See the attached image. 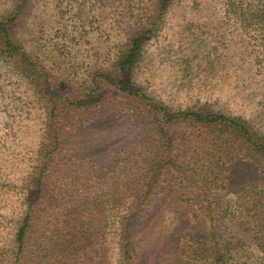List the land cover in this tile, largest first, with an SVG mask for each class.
Instances as JSON below:
<instances>
[{
    "label": "rangeland",
    "instance_id": "1",
    "mask_svg": "<svg viewBox=\"0 0 264 264\" xmlns=\"http://www.w3.org/2000/svg\"><path fill=\"white\" fill-rule=\"evenodd\" d=\"M227 1L171 0L154 25L155 0H0V14L18 13L14 38L64 82L66 89L74 91L83 86L94 67L113 66L128 35L147 28L132 78L148 96L173 109L205 104L241 116L264 133V29L227 13ZM246 2L254 8L257 0H244L243 4ZM16 70L0 57V247L5 248L12 246L15 222L24 209L23 193L46 144L43 102ZM102 102L90 115L75 112L63 120L53 178H49L48 191H43L42 201L47 204L37 222L50 218L58 210L56 204L69 206L74 199L71 193L82 191L83 158L99 163L96 167L101 171L92 168L101 181L116 169L112 161L117 157H122L120 162L133 159L132 163H138L145 136L135 123L136 103L110 94ZM172 132L175 154L183 144L196 147L203 138L188 126H176ZM157 144L150 141L152 151ZM250 154L246 149L239 151L224 170L222 183L218 170L211 175V197L236 216L238 206L256 197L264 179V159ZM70 167L76 169L68 172ZM164 176V183L145 208V220L138 224L132 264H214L189 261L192 256L187 254L197 253L191 251L201 239L193 234L192 224L185 222L202 217L203 195L181 181L184 177L178 172L168 169ZM237 227L231 233L228 227L221 229V239L232 241L231 249L225 250L232 258L227 264H264L263 252L243 234L248 229L252 233L251 226ZM117 244L113 229H108L104 252L87 264H118ZM58 262L83 264V251L69 261L50 255L44 262L35 259L30 264Z\"/></svg>",
    "mask_w": 264,
    "mask_h": 264
},
{
    "label": "trees",
    "instance_id": "2",
    "mask_svg": "<svg viewBox=\"0 0 264 264\" xmlns=\"http://www.w3.org/2000/svg\"><path fill=\"white\" fill-rule=\"evenodd\" d=\"M170 2L171 0H155L153 25L154 21L162 18ZM243 2L244 0H228L227 13L238 21L246 23L247 20L264 29V0H257L254 8L250 2L245 5ZM18 18L16 11L0 14V57L12 63L18 74L40 96L44 108L42 114L46 144L40 165L25 187L22 199L24 209L15 222L12 246L0 247V264H30L35 263V259L40 263L50 255L69 261L71 256L81 251L83 264H87L89 259L105 249L103 243L108 229H113L116 235L118 264H132L136 253L134 236L138 224L145 220V208L164 183V175L168 169L181 174L184 177L181 181L189 185L190 189L197 188L200 195H203L202 217L196 219L193 216L194 223L190 219L185 222L192 224L195 229L193 234L201 239L194 242L197 246L191 251L197 253H187L192 256L191 259L188 257L189 261L210 260L214 264H227L232 258L225 254V250L231 249L232 241L221 239V229L232 225L227 231L231 233L235 226L239 228L245 223L251 226L253 232L250 233L248 229L243 234L248 235L264 257V179L256 197L247 204H242V207L238 206L237 216L233 212L230 214L229 207L219 205L211 197L210 189L213 188L209 186L214 182L211 175H215L217 170L218 182L225 180L224 170L228 169L242 149H246L253 157L264 159V133L256 131L241 116L213 110L205 104L173 109L148 96L132 78L134 66L141 56L147 37V28L128 35L120 45L121 49L113 66L110 69L94 67L83 86L74 91L66 89L64 82H59L14 38ZM108 94L136 103L134 107L139 113L135 116V123L140 128L139 134L145 136L142 139L143 146L140 145L142 152L138 156V163H132L133 159L120 162L122 157H117L112 161V167L116 169L110 172L109 178L101 181L96 179L92 168L99 163L95 165L83 158V172L80 174V179L83 180L82 191L71 193L70 197L74 196V199L69 206L59 207L56 204L58 210L52 211L50 218L37 222L47 204L42 201L43 191H48L49 178H53L51 169L60 146L63 120L68 114L75 112L89 115L96 112ZM180 125L195 129L199 137L203 138L196 147H186L183 144L182 149L175 154L172 129ZM150 141H158L154 151L149 145ZM235 145H238V149H235ZM178 155L184 157L177 160ZM134 166L137 168L130 169ZM75 169L70 167L68 172ZM261 170L264 173L263 167ZM214 190L217 191V188ZM50 208L53 207L50 205ZM191 239H194L193 236ZM235 244L237 242H234V248Z\"/></svg>",
    "mask_w": 264,
    "mask_h": 264
}]
</instances>
